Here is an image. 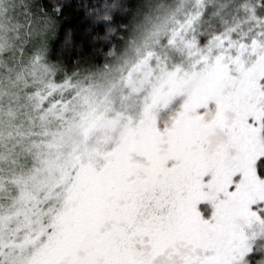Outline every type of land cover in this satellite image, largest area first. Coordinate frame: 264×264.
<instances>
[{
	"label": "snow or ice",
	"instance_id": "6c2138e0",
	"mask_svg": "<svg viewBox=\"0 0 264 264\" xmlns=\"http://www.w3.org/2000/svg\"><path fill=\"white\" fill-rule=\"evenodd\" d=\"M24 7L58 126L33 158L0 112V264H264V0Z\"/></svg>",
	"mask_w": 264,
	"mask_h": 264
},
{
	"label": "rangeland",
	"instance_id": "374dc122",
	"mask_svg": "<svg viewBox=\"0 0 264 264\" xmlns=\"http://www.w3.org/2000/svg\"><path fill=\"white\" fill-rule=\"evenodd\" d=\"M28 3L29 0H0V4L5 9L0 12V45L3 46L0 47V112L6 114L7 123L12 126L14 132L19 129L20 124L26 121L31 122L29 127L31 129H28L30 130L29 134L34 133L32 129L34 126L41 127V137L36 142L39 146H37L34 154L31 153V156L35 158L38 153L47 152L46 142L51 133L55 131L52 126H54L57 119L52 114H49L48 118L43 121L37 119L36 115L34 116L32 101L26 94V89L32 87V84L29 86L24 84L32 79L41 81L49 73L39 64L34 65L30 59L24 63L17 62L13 64L3 58V52L15 51L19 45L26 41L25 35L30 33L28 18L24 15L27 11L24 6ZM32 34L37 33L32 32ZM21 76L23 78H18ZM26 103L28 105L31 103L30 111L26 109ZM57 126L55 125V128ZM12 139L13 142H19V137L14 136ZM40 141H45V143L41 144ZM27 154V152L19 153L21 156ZM7 192L11 193L9 196H13L15 185L9 183L4 189H0V197L7 196L5 195Z\"/></svg>",
	"mask_w": 264,
	"mask_h": 264
},
{
	"label": "trees",
	"instance_id": "16d2710c",
	"mask_svg": "<svg viewBox=\"0 0 264 264\" xmlns=\"http://www.w3.org/2000/svg\"><path fill=\"white\" fill-rule=\"evenodd\" d=\"M141 2L142 3H149V2H151V3H158V2L159 3H168L169 0H141ZM67 19H72V17L69 16V17H67ZM28 35L29 34L25 35V37L27 38ZM35 77H37V76L35 75ZM44 78L45 79H43L41 81H39V79L38 80L32 79L28 82H25L24 85L29 86L32 84L31 88H36V87L43 88L44 84L51 78V74L49 73ZM27 103H29V102L27 101ZM27 103H26V107H27L26 109L28 111H30L31 110V108H30L31 103L29 105ZM32 113H34V116L36 115L34 111ZM30 124H31L30 121H26V122L20 124L19 129H17L15 132L20 133L22 135V136L21 135L19 136V143H21L25 149H30L31 153L34 154V151L37 149V144L36 143L33 144V139H35V142L39 141L42 131H41V127L37 128L36 126H34V128H32L34 130V133L29 134L30 130H28V129H31V128H29ZM55 125H58L57 121L55 122L54 126H52V128L54 130H56ZM34 134H37V135H34ZM10 194H11L10 192L9 193L7 192L5 195L9 196Z\"/></svg>",
	"mask_w": 264,
	"mask_h": 264
}]
</instances>
